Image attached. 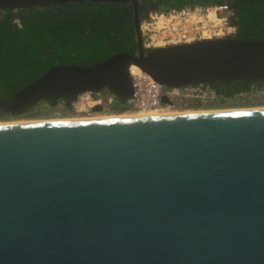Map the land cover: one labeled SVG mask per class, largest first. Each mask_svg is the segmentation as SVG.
Here are the masks:
<instances>
[{"label":"water","instance_id":"water-1","mask_svg":"<svg viewBox=\"0 0 264 264\" xmlns=\"http://www.w3.org/2000/svg\"><path fill=\"white\" fill-rule=\"evenodd\" d=\"M133 4L136 53L55 64L2 109L104 86L125 102L132 64L169 86L264 80V39L147 49ZM0 264H264V107L0 122Z\"/></svg>","mask_w":264,"mask_h":264},{"label":"trees","instance_id":"trees-1","mask_svg":"<svg viewBox=\"0 0 264 264\" xmlns=\"http://www.w3.org/2000/svg\"><path fill=\"white\" fill-rule=\"evenodd\" d=\"M224 1L232 2L236 10L237 37L264 39V0H138V4L144 18L163 5ZM137 49L133 0H56L17 9L0 7V100L11 98L55 64L89 65ZM263 83L236 78L210 84L221 94L235 95ZM118 102L112 107L126 109V102ZM4 113L0 106V114Z\"/></svg>","mask_w":264,"mask_h":264},{"label":"built area","instance_id":"built-area-1","mask_svg":"<svg viewBox=\"0 0 264 264\" xmlns=\"http://www.w3.org/2000/svg\"><path fill=\"white\" fill-rule=\"evenodd\" d=\"M237 13L230 1L215 3H187L181 6L163 5L153 8L140 20V28L145 48L192 42L204 38L237 36ZM20 23V19L16 18ZM130 65L134 93L126 102V110L154 109L171 106L184 99L208 100L229 97L219 93L210 83L198 82L182 86H169L157 81L141 67ZM139 66V65H137ZM235 95L264 96V83L243 90ZM167 97L166 100L164 97ZM114 93L109 89L88 90L79 94L70 106L76 112H96L94 106L110 103ZM61 100L65 103L64 99Z\"/></svg>","mask_w":264,"mask_h":264},{"label":"rangeland","instance_id":"rangeland-1","mask_svg":"<svg viewBox=\"0 0 264 264\" xmlns=\"http://www.w3.org/2000/svg\"><path fill=\"white\" fill-rule=\"evenodd\" d=\"M257 107H264V96L232 95L229 97L209 98L208 100L184 99L183 101H176L171 106H164L160 110L166 112H188ZM126 111V109L119 110L111 107L87 114L86 112H76L72 106H66L62 100L54 105H51L46 100H40L24 113L12 114L11 112H5L4 114H0V122L85 118L87 115L92 117L113 116L124 114Z\"/></svg>","mask_w":264,"mask_h":264},{"label":"bare ground","instance_id":"bare-ground-1","mask_svg":"<svg viewBox=\"0 0 264 264\" xmlns=\"http://www.w3.org/2000/svg\"><path fill=\"white\" fill-rule=\"evenodd\" d=\"M133 67L136 68V69H140V66H137V64L133 65ZM257 108H262V107H257ZM160 109H162V108L139 109V110H133V111L127 110L124 114L113 115V116L155 115V114L177 113V111H175V112H172V111L166 112V111L160 110ZM239 109H244V108H239ZM221 110H226V109H221ZM227 110H233V109H227ZM211 111H215V110H211ZM113 116L111 115V116H100V117H113ZM75 117H82V116H75ZM85 118H98V117H92V116L87 115ZM65 119H77V118H65ZM27 121H32V120H27ZM16 122H20V121H16Z\"/></svg>","mask_w":264,"mask_h":264},{"label":"flooded vegetation","instance_id":"flooded-vegetation-1","mask_svg":"<svg viewBox=\"0 0 264 264\" xmlns=\"http://www.w3.org/2000/svg\"><path fill=\"white\" fill-rule=\"evenodd\" d=\"M106 87H108V86H104L103 88H106ZM60 100H61V98H60ZM118 101H120V99H118L115 95H114V97H113V99H112V101L108 104V103H100V106H101V110H104V109H107V108H111L112 106H115L116 104H119V102ZM59 102V101H58ZM101 110H99V111H101Z\"/></svg>","mask_w":264,"mask_h":264}]
</instances>
